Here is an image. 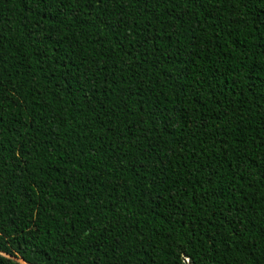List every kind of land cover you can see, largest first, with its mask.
<instances>
[{"label": "trees", "instance_id": "obj_1", "mask_svg": "<svg viewBox=\"0 0 264 264\" xmlns=\"http://www.w3.org/2000/svg\"><path fill=\"white\" fill-rule=\"evenodd\" d=\"M264 264V0H0V264Z\"/></svg>", "mask_w": 264, "mask_h": 264}, {"label": "rangeland", "instance_id": "obj_2", "mask_svg": "<svg viewBox=\"0 0 264 264\" xmlns=\"http://www.w3.org/2000/svg\"><path fill=\"white\" fill-rule=\"evenodd\" d=\"M5 256H8V257H11V258H13V259H15V260H17V261H19V262H21V263H23V264H27L26 262H24L22 259H20L19 257H15V256H12V255H9V254H4Z\"/></svg>", "mask_w": 264, "mask_h": 264}]
</instances>
